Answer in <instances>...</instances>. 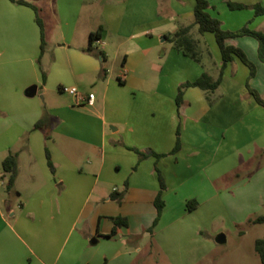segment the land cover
<instances>
[{
    "label": "crops",
    "instance_id": "1",
    "mask_svg": "<svg viewBox=\"0 0 264 264\" xmlns=\"http://www.w3.org/2000/svg\"><path fill=\"white\" fill-rule=\"evenodd\" d=\"M23 1L39 10L45 46L41 53L33 10L0 0V264H206L216 242L208 230L204 240L194 239L198 228L223 213L238 225L250 200H257L251 209L264 207V109L246 89L248 84L264 99L257 42L250 37L226 41L254 65L253 77L247 79L248 69L233 60L215 92L188 88L176 106L180 84L203 73L215 81L221 63L214 38L199 34L197 27L190 35L199 63L167 41L192 25L194 0ZM209 4L208 14L223 30L246 27L264 33V15L253 13L264 0ZM90 34H98L91 51ZM32 87L34 94L28 92ZM90 87L98 95L93 94L91 105L87 95L92 93L85 92ZM62 88L76 89L84 100L77 102ZM52 91L53 100L48 96ZM71 114L85 119L74 120ZM40 119L44 125L34 130ZM91 122L98 143L89 140ZM177 139L180 148L170 154ZM129 149L162 157L141 160ZM9 154L16 155L17 163L11 193L1 178V162ZM255 164L256 174H262L259 187L252 182ZM156 170L165 187L164 207L149 233L160 191ZM198 175L202 186L180 196ZM114 192L123 194L121 203L110 200ZM12 194L23 199L20 207L61 221L30 230L21 223L10 226L2 206L10 215ZM189 200L197 203L192 212L185 209ZM115 217L125 218L127 227L106 238ZM22 234L30 240L29 256L3 254V238L8 235L21 245L26 243Z\"/></svg>",
    "mask_w": 264,
    "mask_h": 264
},
{
    "label": "trees",
    "instance_id": "2",
    "mask_svg": "<svg viewBox=\"0 0 264 264\" xmlns=\"http://www.w3.org/2000/svg\"><path fill=\"white\" fill-rule=\"evenodd\" d=\"M9 2L16 5H23L31 8L34 12V20L36 25L40 31V51L41 53L44 50L45 42H44V30L43 24L39 16V10L33 5L23 1V0H8ZM209 0H194V8H193V23L190 26L180 28L170 37H167V41L172 45V48L180 52L182 55L190 58L196 63L200 62L199 53L197 50V43L191 38L190 30L192 27H197V31L199 34L203 35L205 33L211 34L214 38L216 47L220 56V68L217 79L212 80L207 74L203 73L198 79L193 82H186L180 84L177 88V94L175 97L176 106H179L182 103V96L186 89L188 88H197L203 91L206 94H212L217 90L220 84V79L222 73L226 67V65L233 60L239 61L243 66H245L249 73L248 78H251L255 74L254 65L248 61L245 54L237 47L230 46L226 44L228 39L238 38V37H250L253 38L257 42V57L259 62L264 63V33L251 31L246 27L239 29L238 31H226L222 29L221 22L208 14L207 10L209 8ZM231 8H241V7H232ZM254 17L263 16L264 15V6L255 5L253 7ZM98 34H90L88 38L89 51H91V44L97 41ZM103 60V55L98 54ZM45 79L44 74L42 73V80ZM246 89L248 94L252 97L253 101L256 105L262 107L264 109V99L261 98L256 91L251 89L248 84H246ZM45 121L43 119L38 120L33 129L38 130L41 129L44 125ZM180 148L179 140H176L175 146L170 152V154H175ZM135 152L139 159L143 160L148 157L160 158L162 155H157L152 152H140L136 149H129ZM47 164L50 169H52L51 162L49 160L48 154L46 153ZM1 170H2V179H6L5 189L6 192L11 193L14 189V183L17 176V163H16V155L9 154L6 156L1 162ZM157 179L160 187V191L157 193L154 199V208L156 210V217L153 222L152 228L149 229V233H151L153 227L157 224L158 218L161 214V211L164 207V202L162 200L161 194L164 190V183L160 173L156 170ZM110 200L115 201L117 203H121L123 199L122 193H111L109 196ZM197 207V203L194 200L187 201L185 204L186 212H192ZM113 226L111 229V233L106 236V238H111L116 234L117 229L126 228L127 220L122 217L110 218ZM249 223L254 225L264 224V214L255 217L252 220H249ZM254 249L256 254L259 257L260 263L264 264V239H257L254 243Z\"/></svg>",
    "mask_w": 264,
    "mask_h": 264
},
{
    "label": "rangeland",
    "instance_id": "3",
    "mask_svg": "<svg viewBox=\"0 0 264 264\" xmlns=\"http://www.w3.org/2000/svg\"><path fill=\"white\" fill-rule=\"evenodd\" d=\"M206 36H209V37H211V39H213V36L210 34H206ZM111 60H112V58L109 59V62ZM115 62L116 63H115L114 67L115 68L119 67L118 60ZM85 92L86 93L91 92L92 95L94 94V95H96V97H98L97 90L93 87L88 88ZM56 93H57V91H56ZM48 96H49V98H51L53 100V96H54L53 91L49 92ZM54 99H55V97H54ZM71 116H72L71 118L74 120H79V119L84 120L85 119V116H80V115L77 116L74 114H71ZM91 127H92V133H90V135H89V140L94 141V143H98L99 137H98L97 131L95 130L96 126H95L94 122H93V124L91 122ZM243 152L244 151H242V153ZM252 154H254L253 151H252ZM232 159L234 160L235 156H233ZM256 161H257V159H256ZM260 164H261V166H263L260 170H262L261 172L264 173V162H263V165H262V162H260ZM256 166H257V164H255L253 167V170L255 172V174H254L255 177L253 178L252 182L257 187L258 186L257 185V179L262 174H259V175L256 174V173L260 172L259 170H257L258 167H256ZM250 170H251V168H250ZM124 174L125 175L129 174V171L127 170ZM198 177L193 178L195 181L193 180V181H190L187 184H185V187H183V189L179 192V195L181 196L182 194L188 192V190L193 191L197 185L202 186V184H201L202 180L201 179L203 177H202V175H198ZM39 180H40L39 185H41V184L43 185L44 179L41 176H39ZM169 193H172V191H170ZM176 195L177 194L174 192L172 194V197L176 198ZM10 201H11L10 215L7 214V210L2 206V213L4 215L6 222L10 226H14L16 223H21L24 226L27 225L26 229L30 230L32 228H35L39 224L40 225H42L43 223H47V224L51 223L52 224V223L61 221V220H59L60 219L59 216L55 215L54 216V222H53V221H50V217H48V216H47V218L45 216L39 217V215L35 212V211H37L35 209L30 211L27 208L20 207L19 202L20 201L23 202V199L18 200V199H16V197L13 194L10 196ZM249 203H250V207L248 209V214L247 215L244 214L245 215L244 218H243L244 215L241 216V219H240L241 221L238 225L234 226L233 224H231L233 217H231V215L229 216L227 213H223L222 215L218 214V215L214 216L213 219H211L209 224H207V225L204 224L205 229L204 228H198L199 231L198 232L195 231V233H193L192 237L194 239L204 240L206 238L205 230H208L209 236H210L209 239L211 241H215L214 239L218 234L224 235L226 243H224V244H216V243L212 244L214 251H213V254L211 256L209 255V257L207 258L208 260H206L207 261L206 264L209 261H210V264H261L259 257L255 252L254 243L257 239H264V224L254 225V224L249 223V220H252L257 216L263 215L264 214V207H261L257 211H255L256 209L255 210H254V208L251 209V205H253V203L256 204L257 200H253V201L250 200ZM40 218H42V221H40ZM188 219H193V216L188 218ZM200 221H198V223H200ZM199 232H201V233H199ZM22 237L26 243L24 244L22 242L21 245H20V243H19V245L17 243H15V245H14L13 239L8 235L5 236L3 238V240H4V243L7 244V247L4 246L3 254H5L8 257H28L30 252H28L27 246H28V244H30L29 243L30 240H29V238L26 237V234H22ZM63 239H64V237L61 238V242ZM186 244L188 245V242ZM200 264H202V263H200ZM203 264H205V263H203Z\"/></svg>",
    "mask_w": 264,
    "mask_h": 264
},
{
    "label": "built area",
    "instance_id": "4",
    "mask_svg": "<svg viewBox=\"0 0 264 264\" xmlns=\"http://www.w3.org/2000/svg\"><path fill=\"white\" fill-rule=\"evenodd\" d=\"M61 92L73 97L77 102H82L84 100V97L80 93H78L74 88H62ZM92 100H93V95L88 94L87 104L91 105Z\"/></svg>",
    "mask_w": 264,
    "mask_h": 264
},
{
    "label": "water",
    "instance_id": "5",
    "mask_svg": "<svg viewBox=\"0 0 264 264\" xmlns=\"http://www.w3.org/2000/svg\"><path fill=\"white\" fill-rule=\"evenodd\" d=\"M28 92H29L30 94H34V92H35V88H34V87L30 88V89L28 90ZM215 242L218 243V244H223V243L225 242L224 235H222V234L217 235V236L215 237Z\"/></svg>",
    "mask_w": 264,
    "mask_h": 264
}]
</instances>
